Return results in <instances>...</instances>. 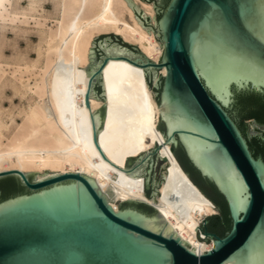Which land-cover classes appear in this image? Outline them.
I'll list each match as a JSON object with an SVG mask.
<instances>
[{
    "label": "water",
    "instance_id": "obj_1",
    "mask_svg": "<svg viewBox=\"0 0 264 264\" xmlns=\"http://www.w3.org/2000/svg\"><path fill=\"white\" fill-rule=\"evenodd\" d=\"M127 1L136 20L163 46L160 62L118 34L96 36L87 67L76 73L57 68L51 88L56 107L87 108L91 98L103 101L89 119L96 144L91 153L105 167H121L132 187L145 177L146 194L155 203L165 183L182 220L192 210L186 212L182 197L220 212L183 169L175 155L180 151L206 181L204 188L213 184L224 197L231 229L222 237L220 221L209 229L221 214L205 218L197 238L215 247L202 252L153 205L131 199L116 211L96 181L83 174L37 180L53 172L4 171L0 264H264V159L255 157L248 143L262 151L264 121L242 118L253 100L264 102V0ZM140 71L158 101L157 129L164 142L132 157L121 150L122 129L128 126L149 143L156 121ZM166 145L172 148L161 155ZM167 161L175 164L181 197L162 174L167 171L176 182L167 170L172 164L163 166ZM5 190L22 193L3 199Z\"/></svg>",
    "mask_w": 264,
    "mask_h": 264
},
{
    "label": "bare ground",
    "instance_id": "obj_2",
    "mask_svg": "<svg viewBox=\"0 0 264 264\" xmlns=\"http://www.w3.org/2000/svg\"><path fill=\"white\" fill-rule=\"evenodd\" d=\"M33 1L31 0L32 6L31 4L29 6L31 8L25 9L32 14L36 13L34 5L38 3L36 0ZM13 2L14 0H0V26L3 29L7 22L14 23L19 14H25L17 7L12 9ZM56 10L57 13H55L58 16L56 26L49 30L43 29L41 32L42 44L40 49H37L39 60L32 65L25 62L24 69L19 67L14 72V74L21 73L20 77L15 75V80L20 84L15 87L18 95L19 93L23 97L33 95L30 96L28 106L23 107L17 115H15L17 112L12 111L7 115L0 109V173L11 170L35 171L42 174L46 173L44 170L53 172L37 180L64 173L83 174L96 181L108 199L112 201L109 203L116 211L120 210L119 203L131 199L144 201L158 209L174 230L196 249L202 252L212 250L215 247L214 242L200 241L197 238V231L205 218L218 213L216 209L182 197L188 205L186 212L192 209L188 218L182 220L169 203L170 191L165 183L159 189L161 197L158 198L155 195L157 203L149 199L146 194L145 177L138 187L129 185L124 179L125 171L121 167L112 171L113 166L105 167L91 153L96 150V144L92 122L89 118L105 103L91 98L89 99L90 106L87 108L60 109L56 107L58 100L51 91V88H54L52 79L58 67L73 73H76L78 67H87L89 53L96 36L118 34L126 43L139 45L140 50L156 63L160 62L163 55V46L157 41L152 31L150 35L149 31L135 19L134 10L128 5L127 0H56ZM51 14L50 19L53 15ZM37 68L40 69L38 73H36ZM6 73L0 63V85ZM24 74H28L27 80H24ZM136 74L143 76L147 93L156 107V121L149 132V143L136 138L128 130V126L122 129L119 139L121 150L132 157H138L141 153L154 149L158 141L164 142L157 129L162 117L159 104L145 80L144 71ZM161 74L163 76L167 74L166 68L161 70ZM5 86L6 83L3 87L0 86V94ZM16 116L21 117V123L17 122ZM171 148V145L164 146L160 149V154L167 155ZM168 163L172 166L167 170L176 177V182L165 174L167 171L163 175L174 184L171 189L175 192L179 191L181 197L179 187L181 181L175 172V164L167 161L166 165Z\"/></svg>",
    "mask_w": 264,
    "mask_h": 264
},
{
    "label": "rangeland",
    "instance_id": "obj_3",
    "mask_svg": "<svg viewBox=\"0 0 264 264\" xmlns=\"http://www.w3.org/2000/svg\"><path fill=\"white\" fill-rule=\"evenodd\" d=\"M36 1L38 2L36 5H34L36 13L32 14V13H29V11H25V9L28 10V9L31 8V7H29L30 4H31V6L33 4V3H31V0H19L20 3L19 2H16V0H14L12 9L17 7V8H19L20 12H25V14H23V13L19 14L18 19L14 23L7 22V25L5 27L6 30L3 29L0 26V51L2 49L1 47L4 48L1 51L3 53L0 52V63L2 64V66L5 69V71L7 72L6 73V76H5L4 80H3V83L0 85L1 87H3V84L6 83V86L4 87V89L2 88V92L0 94V99H1L0 100V102H1L0 103V109L3 110V112H5L7 115L9 113H11V111L13 113L17 112V113H15V115H17L21 110H23V107L25 108L26 106H28V101H30L29 99H31V97L33 96V95L29 94V95L24 96L25 97L24 98L22 95H20V93H19L20 96L18 95L17 91L15 90V87L19 86L20 84H19V81L15 80V75H17V77H20L21 76V73L20 72H17V74L16 73L14 74V72L19 67H21L22 69H24V67H25V64L24 63L25 62L28 63V64H30V65H32V64H35L36 61L39 60V57H38L39 56V54H38L39 51L38 50L40 49L41 44H42V39H41L42 38V33L41 32H42L43 29L49 30L50 28H54L56 26V24H57V20H58L57 18H58V16L56 14L57 13V10H56V0L55 1L54 0H36ZM37 5H39V7ZM52 11L54 13L55 12L56 13L53 14ZM50 13L53 14V15L51 14L53 19L52 18L50 19V17H51L50 16ZM42 14H44L42 16L43 18L40 16ZM36 15H38V16H36ZM54 15H55V17H54ZM134 15H135V13H134ZM135 19H136V17H135ZM34 21H36V22H34ZM51 26H53V27H51ZM8 27H10V28H8ZM21 30L24 31L25 33L22 32ZM6 31H8V32H6ZM152 32L155 35V32L154 31H152ZM111 34H114V33H111ZM103 35H106V34H103ZM155 37H156V35H155ZM4 40L5 41L7 40L8 42L7 41L6 42L8 44ZM128 44L129 45H132L130 43H128ZM5 46H8V48L7 47L5 48ZM37 46H38V48H37ZM20 49H21V51H20L21 53L19 52ZM24 50L28 51L27 53H30V54H27L26 51H24ZM29 50H30V52H29ZM2 54L5 55V56L3 57ZM5 57H6V59H5ZM2 59H3L4 62L2 61ZM9 60L11 61V63H9L10 62ZM11 69H12V71H11ZM38 70H40V69L37 68L36 69V73L39 72ZM8 74H10V75H8ZM160 74H161V72H160ZM23 76H24V80H27L28 79L27 78L28 74H24ZM145 80L147 82V79H145ZM147 84H148V82H147ZM4 93H5V95H4ZM6 94H7V96H6ZM14 94H15V96H14ZM16 109H18V111H16ZM16 120H17L18 123H21V117L20 116H16ZM254 120H255V118L250 119V120H244V122L245 123H250V122H253ZM7 121H8V119H7ZM166 164H167V162H165L163 164V166H165ZM164 172H166V171H163L162 174H164ZM123 203H119V207ZM218 214H221V213L218 211V213L215 214V215H218ZM212 216H214V215H212ZM210 242L211 241H208V243H210Z\"/></svg>",
    "mask_w": 264,
    "mask_h": 264
},
{
    "label": "trees",
    "instance_id": "obj_4",
    "mask_svg": "<svg viewBox=\"0 0 264 264\" xmlns=\"http://www.w3.org/2000/svg\"><path fill=\"white\" fill-rule=\"evenodd\" d=\"M150 85H152V82L150 81ZM254 105H252V101L250 102V110L247 111L245 114H243L242 118H257L260 121H264V102H261L260 100H253ZM241 127H243L242 123H239ZM176 157L180 164L182 165L183 169L188 173L190 178L193 180V182L206 194L207 197H209L219 208L221 215L214 217L211 219V223L209 225L210 230H214V223L217 221H220L221 225L224 226V229L218 232V235L224 237L231 229V219L229 216V210L227 203L224 199V197L218 192L216 187L213 184H210V190H206L203 186V183L206 182L200 175L198 171H196L192 166L190 167L189 163L186 161L184 156L180 151H176ZM22 193V192H20ZM18 193H11L8 190L4 191L3 199L9 198L11 196L20 194Z\"/></svg>",
    "mask_w": 264,
    "mask_h": 264
},
{
    "label": "flooded vegetation",
    "instance_id": "obj_5",
    "mask_svg": "<svg viewBox=\"0 0 264 264\" xmlns=\"http://www.w3.org/2000/svg\"><path fill=\"white\" fill-rule=\"evenodd\" d=\"M231 115H232V117L235 119V121L237 122L238 126L240 127V129L242 130L243 134L245 135V137H246L247 140H248L247 132H246L244 126L241 127L240 124H239V123H241V122H240V121H239V120H238L233 114H231ZM250 119H252V118H250ZM248 143H249V146H250V149H251L253 155H254L255 157H258V156L261 155V156L263 157V159H264V147H263L262 151L259 152V151L255 148L254 144H253L251 141H248ZM189 163H190V162H189ZM190 165H191V164H190ZM191 166H192V165H191ZM150 196H151V195H150ZM150 196H149V197H150Z\"/></svg>",
    "mask_w": 264,
    "mask_h": 264
}]
</instances>
